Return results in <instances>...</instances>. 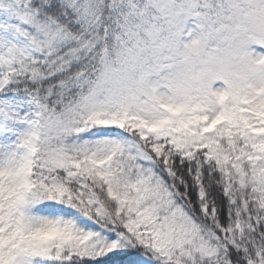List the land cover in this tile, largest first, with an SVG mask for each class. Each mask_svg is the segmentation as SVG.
I'll return each mask as SVG.
<instances>
[{
  "label": "snow or ice",
  "instance_id": "1",
  "mask_svg": "<svg viewBox=\"0 0 264 264\" xmlns=\"http://www.w3.org/2000/svg\"><path fill=\"white\" fill-rule=\"evenodd\" d=\"M0 264H264V0H0Z\"/></svg>",
  "mask_w": 264,
  "mask_h": 264
}]
</instances>
